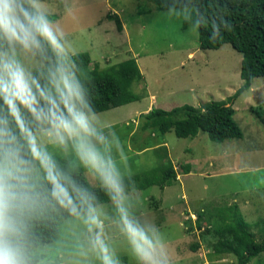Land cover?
Masks as SVG:
<instances>
[{"label": "clouds", "instance_id": "clouds-1", "mask_svg": "<svg viewBox=\"0 0 264 264\" xmlns=\"http://www.w3.org/2000/svg\"><path fill=\"white\" fill-rule=\"evenodd\" d=\"M51 0H0V264H172Z\"/></svg>", "mask_w": 264, "mask_h": 264}, {"label": "rangeland", "instance_id": "rangeland-1", "mask_svg": "<svg viewBox=\"0 0 264 264\" xmlns=\"http://www.w3.org/2000/svg\"><path fill=\"white\" fill-rule=\"evenodd\" d=\"M51 4L59 13L54 18L66 23L77 54L88 53L92 65L105 68L129 58L138 61L144 80L133 90L143 98L101 114L125 145V168L130 175L156 168L166 162L165 157L175 165L173 185L164 189L153 185L135 193L140 210L163 226L172 264H237L234 255L214 251L218 239L214 232H201L223 227L225 218L229 221L234 216L227 209L233 208L256 238L264 239L260 231L264 219V77L255 79L250 90L231 101L242 139L215 142L203 131L194 138H179L173 131L164 135L143 131L140 114L152 108L227 102L244 84L242 55L230 44L201 49L194 7L159 10L152 0H51ZM109 16L119 18L122 31ZM202 210L200 230L197 213ZM195 244L199 247L194 250ZM249 264H264V253Z\"/></svg>", "mask_w": 264, "mask_h": 264}, {"label": "trees", "instance_id": "trees-1", "mask_svg": "<svg viewBox=\"0 0 264 264\" xmlns=\"http://www.w3.org/2000/svg\"><path fill=\"white\" fill-rule=\"evenodd\" d=\"M152 1L159 10L194 7L198 15L200 48L219 49L224 44H230L242 55L240 76L244 84L227 102L214 101L198 107L184 105L171 110L152 108L140 114V119H143L141 129L162 135L173 131L179 138H194L203 131L215 142L242 139L243 132L233 118L234 109L231 101L237 100L244 91L250 90L255 79L264 77V0ZM108 18L116 19L118 30L122 31V24L117 16ZM78 56L87 75L94 104L100 113L143 98V95L141 97L133 90L135 84L144 80V74L136 58L100 68L98 63L92 65L88 53H79ZM252 111L258 114L254 108ZM258 116L261 118V115ZM163 152L167 156L166 149ZM164 160L166 162L160 163L156 168L131 175L136 190L153 185L164 189L173 185V178H176L175 165L168 157ZM189 169V165L184 168L186 174L190 172ZM154 205L158 207V202L154 201ZM227 210L229 212L232 210L230 213H234V216L229 221L224 217L227 221L223 222V227L215 229L208 227L204 230L201 220L205 216V211L198 212L197 228L203 231L202 235L214 232V236L218 237L213 244L217 254H232L237 264H249L254 257L264 253V239L258 240L249 224L233 208ZM260 227V231L264 232V219ZM198 247L199 245L195 244L193 249Z\"/></svg>", "mask_w": 264, "mask_h": 264}]
</instances>
